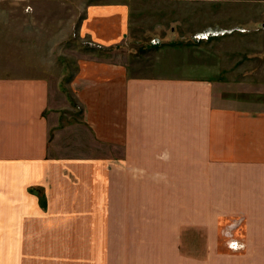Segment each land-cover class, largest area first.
Wrapping results in <instances>:
<instances>
[{"label":"crops","instance_id":"1","mask_svg":"<svg viewBox=\"0 0 264 264\" xmlns=\"http://www.w3.org/2000/svg\"><path fill=\"white\" fill-rule=\"evenodd\" d=\"M131 11L0 0V264H264V106L209 79L133 74L112 55ZM61 51L74 135L53 132Z\"/></svg>","mask_w":264,"mask_h":264},{"label":"rangeland","instance_id":"2","mask_svg":"<svg viewBox=\"0 0 264 264\" xmlns=\"http://www.w3.org/2000/svg\"><path fill=\"white\" fill-rule=\"evenodd\" d=\"M127 1L131 30L126 43L114 48L112 55H120L133 74L209 79L221 86L225 96L236 94L241 101L264 106V0ZM34 21L29 20L27 27ZM35 38L24 36V42L34 43ZM42 42L50 44L46 36ZM70 53L60 52L58 69L49 67L55 58L45 69H54L53 84L67 93V99L59 100V124L53 132L60 128L74 135L81 107L69 92L75 71Z\"/></svg>","mask_w":264,"mask_h":264},{"label":"built area","instance_id":"3","mask_svg":"<svg viewBox=\"0 0 264 264\" xmlns=\"http://www.w3.org/2000/svg\"><path fill=\"white\" fill-rule=\"evenodd\" d=\"M205 34H202L201 36H204Z\"/></svg>","mask_w":264,"mask_h":264}]
</instances>
